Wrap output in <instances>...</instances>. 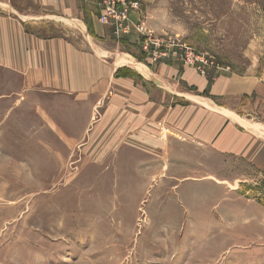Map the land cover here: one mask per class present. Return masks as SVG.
Masks as SVG:
<instances>
[{
	"label": "rangeland",
	"instance_id": "1",
	"mask_svg": "<svg viewBox=\"0 0 264 264\" xmlns=\"http://www.w3.org/2000/svg\"><path fill=\"white\" fill-rule=\"evenodd\" d=\"M261 1L139 0L141 17L132 20L146 36L132 29L108 39L135 59L125 64L148 70L182 65L152 61L143 48L152 38L204 53L214 65L203 76L220 68L264 74ZM43 32L58 33L53 26ZM255 102L241 113L264 123ZM5 115L0 107V122ZM12 124L0 127V264H264V177L245 161L208 162L204 174L198 157L194 164L172 156L159 159L160 174L151 175L144 167L151 159H120L123 144L94 133L62 158L42 159L38 151L27 158L22 149L39 143L16 137ZM167 164L177 180L164 175Z\"/></svg>",
	"mask_w": 264,
	"mask_h": 264
},
{
	"label": "crops",
	"instance_id": "2",
	"mask_svg": "<svg viewBox=\"0 0 264 264\" xmlns=\"http://www.w3.org/2000/svg\"><path fill=\"white\" fill-rule=\"evenodd\" d=\"M100 14V0H0V127L17 118L10 132L39 143L22 149L25 157L62 158L94 133L122 143L120 159H151L144 166L151 175L160 174L159 159L183 156L198 157L204 174L208 162L221 168L225 158L264 177V123L240 110L257 100L254 110L264 115V74L220 68L207 77L162 63L146 77L124 63L132 56L112 47L114 30ZM48 26L58 33L45 36ZM167 166L164 175L177 180Z\"/></svg>",
	"mask_w": 264,
	"mask_h": 264
},
{
	"label": "built area",
	"instance_id": "3",
	"mask_svg": "<svg viewBox=\"0 0 264 264\" xmlns=\"http://www.w3.org/2000/svg\"><path fill=\"white\" fill-rule=\"evenodd\" d=\"M100 7V21L105 25L111 26L114 29V34L118 35V37L131 35L132 29H136L139 33H143L146 36L147 29L137 25L132 20L134 13L141 17L139 0H100ZM171 47H178L179 50L175 51L173 48L170 50ZM143 48L152 61L171 59L173 62H179L184 66L195 68L202 75H206L207 67L214 65V61L210 60L204 53L171 41L170 43H165L160 39L149 38L145 40Z\"/></svg>",
	"mask_w": 264,
	"mask_h": 264
},
{
	"label": "bare ground",
	"instance_id": "4",
	"mask_svg": "<svg viewBox=\"0 0 264 264\" xmlns=\"http://www.w3.org/2000/svg\"><path fill=\"white\" fill-rule=\"evenodd\" d=\"M95 50V48H93ZM97 49V48H96ZM101 51V50H100ZM102 53V52H101ZM103 54V53H102ZM127 64L131 67H133L134 69H136L138 72H140L142 75L146 76V77H151V74L149 73V70L143 66L141 63H137L134 61H128ZM258 127H256L257 129ZM259 129V128H258ZM21 209V208H20ZM33 212V211H32Z\"/></svg>",
	"mask_w": 264,
	"mask_h": 264
},
{
	"label": "trees",
	"instance_id": "5",
	"mask_svg": "<svg viewBox=\"0 0 264 264\" xmlns=\"http://www.w3.org/2000/svg\"><path fill=\"white\" fill-rule=\"evenodd\" d=\"M130 38H132V39H135V37H134V36H130Z\"/></svg>",
	"mask_w": 264,
	"mask_h": 264
}]
</instances>
